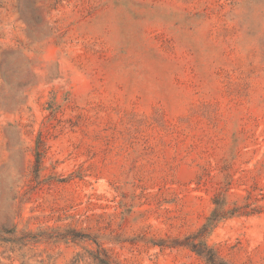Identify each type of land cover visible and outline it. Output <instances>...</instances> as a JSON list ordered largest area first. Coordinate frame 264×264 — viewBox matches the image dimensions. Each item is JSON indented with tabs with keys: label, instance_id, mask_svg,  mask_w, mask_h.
<instances>
[{
	"label": "rangeland",
	"instance_id": "rangeland-1",
	"mask_svg": "<svg viewBox=\"0 0 264 264\" xmlns=\"http://www.w3.org/2000/svg\"><path fill=\"white\" fill-rule=\"evenodd\" d=\"M264 264V0H0V264Z\"/></svg>",
	"mask_w": 264,
	"mask_h": 264
},
{
	"label": "trees",
	"instance_id": "trees-1",
	"mask_svg": "<svg viewBox=\"0 0 264 264\" xmlns=\"http://www.w3.org/2000/svg\"><path fill=\"white\" fill-rule=\"evenodd\" d=\"M196 250L200 254L206 255L207 259L210 261L211 264H223V262H221L219 260V258L217 257V255L214 252L209 251V252L205 253V250H202V249H199V248H196Z\"/></svg>",
	"mask_w": 264,
	"mask_h": 264
}]
</instances>
